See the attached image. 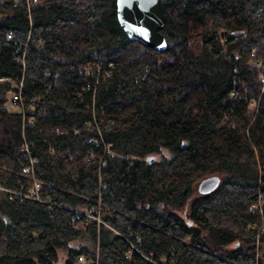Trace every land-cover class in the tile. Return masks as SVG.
<instances>
[{
    "label": "trees",
    "instance_id": "obj_1",
    "mask_svg": "<svg viewBox=\"0 0 264 264\" xmlns=\"http://www.w3.org/2000/svg\"><path fill=\"white\" fill-rule=\"evenodd\" d=\"M161 1L0 0V264H264V0Z\"/></svg>",
    "mask_w": 264,
    "mask_h": 264
},
{
    "label": "water",
    "instance_id": "obj_2",
    "mask_svg": "<svg viewBox=\"0 0 264 264\" xmlns=\"http://www.w3.org/2000/svg\"><path fill=\"white\" fill-rule=\"evenodd\" d=\"M115 7L118 22L129 38L158 49L166 47V38L160 30L165 19L161 0H115ZM151 158L147 156L148 160ZM219 180L216 173L206 175L198 181L197 189L208 192Z\"/></svg>",
    "mask_w": 264,
    "mask_h": 264
},
{
    "label": "built area",
    "instance_id": "obj_3",
    "mask_svg": "<svg viewBox=\"0 0 264 264\" xmlns=\"http://www.w3.org/2000/svg\"><path fill=\"white\" fill-rule=\"evenodd\" d=\"M32 1H35V0H32ZM7 35L12 36V32H8ZM256 64L259 65L260 61H258ZM232 93L234 95H236V93L234 91ZM18 99H19V96L14 94L12 97V104L17 103ZM89 140L97 142V138H95V137H90ZM109 147H110V144L106 145L107 151H109ZM23 170L26 173H31L32 172V166L31 165H24ZM38 184H39V182L37 180H34L33 186H31L29 192L24 193V192L19 191L18 194L20 196L27 195V196H32V197L41 199L36 193L37 188H38ZM48 202H52V201L49 200ZM81 211H84V213H86L88 216L92 217L93 219H96L97 221L101 220L99 213L95 211L93 206L87 207ZM89 263H90V261L87 259V257L83 253L78 254L77 258L73 262V264H89ZM248 264H257V262L254 260H251Z\"/></svg>",
    "mask_w": 264,
    "mask_h": 264
},
{
    "label": "rangeland",
    "instance_id": "obj_4",
    "mask_svg": "<svg viewBox=\"0 0 264 264\" xmlns=\"http://www.w3.org/2000/svg\"><path fill=\"white\" fill-rule=\"evenodd\" d=\"M254 105H255V100L254 101L252 100L250 107H254Z\"/></svg>",
    "mask_w": 264,
    "mask_h": 264
}]
</instances>
